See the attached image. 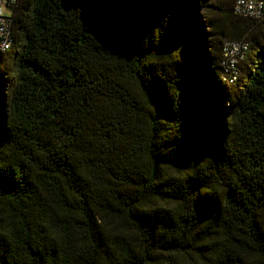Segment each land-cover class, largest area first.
<instances>
[{
	"label": "trees",
	"instance_id": "16d2710c",
	"mask_svg": "<svg viewBox=\"0 0 264 264\" xmlns=\"http://www.w3.org/2000/svg\"><path fill=\"white\" fill-rule=\"evenodd\" d=\"M234 1L17 0L0 264H264V20Z\"/></svg>",
	"mask_w": 264,
	"mask_h": 264
},
{
	"label": "built area",
	"instance_id": "2783aa9c",
	"mask_svg": "<svg viewBox=\"0 0 264 264\" xmlns=\"http://www.w3.org/2000/svg\"><path fill=\"white\" fill-rule=\"evenodd\" d=\"M17 0H0V51L10 47L12 42L11 14ZM4 8L10 9L5 15ZM232 11L235 15L264 20V0H235ZM248 43L244 40L224 39L220 47L218 61L219 78L222 82L232 84L239 75V64L244 60Z\"/></svg>",
	"mask_w": 264,
	"mask_h": 264
},
{
	"label": "rangeland",
	"instance_id": "374dc122",
	"mask_svg": "<svg viewBox=\"0 0 264 264\" xmlns=\"http://www.w3.org/2000/svg\"><path fill=\"white\" fill-rule=\"evenodd\" d=\"M3 12H4L5 15H8V14H10V9L9 8H4Z\"/></svg>",
	"mask_w": 264,
	"mask_h": 264
}]
</instances>
